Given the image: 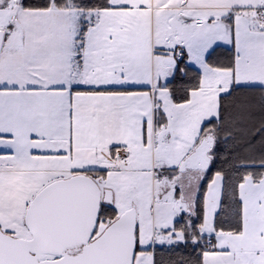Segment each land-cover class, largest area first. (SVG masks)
<instances>
[{"label": "snow or ice", "instance_id": "obj_1", "mask_svg": "<svg viewBox=\"0 0 264 264\" xmlns=\"http://www.w3.org/2000/svg\"><path fill=\"white\" fill-rule=\"evenodd\" d=\"M0 264H264V0H0Z\"/></svg>", "mask_w": 264, "mask_h": 264}]
</instances>
